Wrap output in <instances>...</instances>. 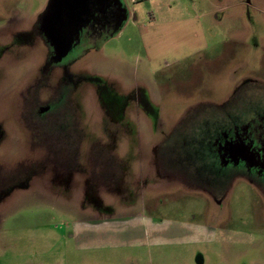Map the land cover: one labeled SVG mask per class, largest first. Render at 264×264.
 Masks as SVG:
<instances>
[{
    "label": "rangeland",
    "instance_id": "374dc122",
    "mask_svg": "<svg viewBox=\"0 0 264 264\" xmlns=\"http://www.w3.org/2000/svg\"><path fill=\"white\" fill-rule=\"evenodd\" d=\"M49 2L0 0V264H264V172L207 156L264 155V0H124L62 62Z\"/></svg>",
    "mask_w": 264,
    "mask_h": 264
},
{
    "label": "flooded vegetation",
    "instance_id": "af4514ba",
    "mask_svg": "<svg viewBox=\"0 0 264 264\" xmlns=\"http://www.w3.org/2000/svg\"><path fill=\"white\" fill-rule=\"evenodd\" d=\"M87 4V6H83L82 20L78 17L71 16L65 0H50L48 7L42 14H40L37 22L41 27L36 23L34 30L35 34L39 35L42 41H45L49 46L51 50L49 53H52V55L48 58L52 62H62L66 57L76 55L81 47H86L87 45L96 46L95 44L98 41H101L102 43L122 25L126 14V7L123 0H88ZM53 98L55 97H50L49 99L52 100ZM30 99L32 100V98ZM27 121L31 120L27 119ZM28 124L31 126V122H28L27 125ZM33 126L34 123L31 127ZM31 127L29 129H31ZM33 129V132L35 133V128ZM67 136H70V138H66L63 141L55 139V142H57V144L60 143V146H63L62 144H64L65 147L66 145H70L69 147H76V145H71V135ZM234 141L235 140L228 141V143L230 142L235 145ZM220 146H222V144L220 145L219 142L218 147H212L213 155H211V147H208L207 156L209 159H211L210 157H216L221 162L226 161L227 159H234L238 162L237 164L239 168L242 167L240 166L242 163L251 162L250 166L252 167V170H256L258 173L264 172V155L261 157H258L257 155L256 157H246L239 152L237 154L235 153L234 156L233 154H230V156L227 157L226 153L222 151ZM207 166H210V164ZM231 175V173L228 175L225 173L226 177ZM210 178L212 179L213 177ZM247 179L254 182L251 178ZM256 184L260 185L259 183ZM216 185H220V181L217 182L215 186ZM260 186L263 187L262 185Z\"/></svg>",
    "mask_w": 264,
    "mask_h": 264
},
{
    "label": "water",
    "instance_id": "95a60500",
    "mask_svg": "<svg viewBox=\"0 0 264 264\" xmlns=\"http://www.w3.org/2000/svg\"><path fill=\"white\" fill-rule=\"evenodd\" d=\"M87 2L88 0H65V3L68 6L71 16L78 17L80 20H82L83 6H87L88 5ZM125 20H126V14L123 19V22Z\"/></svg>",
    "mask_w": 264,
    "mask_h": 264
},
{
    "label": "crops",
    "instance_id": "0c3cea01",
    "mask_svg": "<svg viewBox=\"0 0 264 264\" xmlns=\"http://www.w3.org/2000/svg\"><path fill=\"white\" fill-rule=\"evenodd\" d=\"M123 3L125 4V2H124V0H123ZM127 9V8H126ZM128 17H130L129 16V12L128 11H126V20H128ZM197 20H199V18L197 19ZM124 24V23H123ZM200 30H202V26L200 25V27H197V31L199 32ZM208 48V42H206L205 40H204V42H202L201 44H197L196 46H195V48H194V50H193V52H200V51H203L204 49H207ZM185 55H187V54H185ZM182 56H183V54H182ZM182 56H177V57H182ZM177 59V58H176ZM187 224H180L179 225V227L178 228H183V231H186L187 233H190V234H193V233H195L196 231H198V230H201V229H193V227L191 226V225H188V226H186ZM188 235H185L184 237H187Z\"/></svg>",
    "mask_w": 264,
    "mask_h": 264
}]
</instances>
